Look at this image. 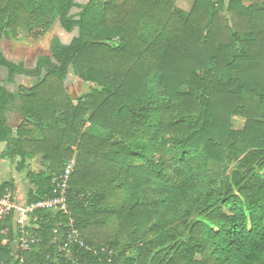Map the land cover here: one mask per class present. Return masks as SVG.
Listing matches in <instances>:
<instances>
[{
  "label": "trees",
  "instance_id": "trees-1",
  "mask_svg": "<svg viewBox=\"0 0 264 264\" xmlns=\"http://www.w3.org/2000/svg\"><path fill=\"white\" fill-rule=\"evenodd\" d=\"M84 1L0 0V70L37 80L0 82L6 156L42 165L27 204L73 169L68 212L33 214L30 251L15 213L0 220V264H264V0ZM58 21L71 43L55 37L34 69L6 59L2 39ZM70 74L89 92L72 98Z\"/></svg>",
  "mask_w": 264,
  "mask_h": 264
},
{
  "label": "rangeland",
  "instance_id": "rangeland-1",
  "mask_svg": "<svg viewBox=\"0 0 264 264\" xmlns=\"http://www.w3.org/2000/svg\"><path fill=\"white\" fill-rule=\"evenodd\" d=\"M187 1L185 4L181 1L180 6L189 11L191 9L192 0ZM79 4H85L84 0H77ZM246 6L252 4L251 0H243ZM79 9H74V13H78ZM78 36V29L72 34H67L60 26L59 21L48 33L40 36L38 39L28 38L24 32H20L18 40L13 41L11 39L4 38L1 41V47L4 56L9 61L15 64H23L28 69H34L36 67L39 57L50 56V44L55 37H59L64 44H69ZM0 82L11 93H18L21 88L31 89L35 86L37 80L32 77L17 76L14 82L8 81V72L6 69L0 70ZM68 94L72 98H78L90 90V85L81 82L75 78L72 74L69 75L65 83ZM18 105V104H17ZM9 124L12 128L16 129L22 121V117L18 112H13L9 116ZM240 122L237 126H240ZM8 151L5 143H0V186L5 183H13L15 191L12 192L14 201L18 204L24 205L27 203L28 194L30 191V183L27 180L28 171H41L42 165L39 160L27 161L24 165L25 169L19 170L21 159L6 156ZM210 173L214 179H220L225 174H229L230 171L224 166L218 164H211Z\"/></svg>",
  "mask_w": 264,
  "mask_h": 264
},
{
  "label": "built area",
  "instance_id": "built-area-1",
  "mask_svg": "<svg viewBox=\"0 0 264 264\" xmlns=\"http://www.w3.org/2000/svg\"><path fill=\"white\" fill-rule=\"evenodd\" d=\"M72 165L69 164L65 170V173L59 177L56 188H55V197L47 199L38 204L24 205L18 204L14 201V196L11 192H8L4 197L0 198V220L6 218L12 213L16 215V222L20 228L21 239L19 241L20 248L23 251L31 250V241L32 237L29 235L27 230L33 214L37 210H59L64 213L68 212V190L69 182L72 174ZM70 245L79 244L83 248L84 242L80 240L79 233L77 230L72 229L68 236Z\"/></svg>",
  "mask_w": 264,
  "mask_h": 264
},
{
  "label": "crops",
  "instance_id": "crops-1",
  "mask_svg": "<svg viewBox=\"0 0 264 264\" xmlns=\"http://www.w3.org/2000/svg\"><path fill=\"white\" fill-rule=\"evenodd\" d=\"M74 14H76V13H74ZM23 88H24V87H23ZM25 89H26V88H25ZM7 90H8V89H7ZM8 91H9V90H8ZM16 109H17V108L13 109L12 112H11L10 114H12V113L15 112V111L17 112ZM10 114H9V116H10ZM9 121H10V120H9ZM38 160H39V159H37V160L35 159V160H32V161L36 162V161H38ZM39 162H40V160H39ZM40 164H41V162H40Z\"/></svg>",
  "mask_w": 264,
  "mask_h": 264
}]
</instances>
